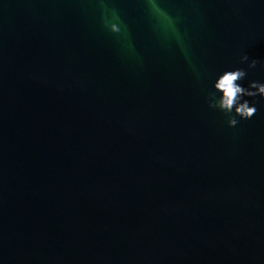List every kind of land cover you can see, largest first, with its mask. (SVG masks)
I'll return each mask as SVG.
<instances>
[{
	"label": "water",
	"instance_id": "95a60500",
	"mask_svg": "<svg viewBox=\"0 0 264 264\" xmlns=\"http://www.w3.org/2000/svg\"><path fill=\"white\" fill-rule=\"evenodd\" d=\"M243 53L264 0H0V264H264V100L206 103Z\"/></svg>",
	"mask_w": 264,
	"mask_h": 264
},
{
	"label": "clouds",
	"instance_id": "9594fccd",
	"mask_svg": "<svg viewBox=\"0 0 264 264\" xmlns=\"http://www.w3.org/2000/svg\"><path fill=\"white\" fill-rule=\"evenodd\" d=\"M237 64L246 68L229 66L215 73L210 82L212 92L206 97L207 107L222 113L225 124L234 128L240 121L251 120L257 113L258 108L254 98L264 100V82L259 80H247L248 70L259 65L264 70V60H250L246 53L239 56Z\"/></svg>",
	"mask_w": 264,
	"mask_h": 264
}]
</instances>
